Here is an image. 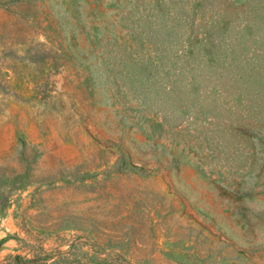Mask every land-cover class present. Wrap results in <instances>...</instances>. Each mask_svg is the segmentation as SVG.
I'll return each instance as SVG.
<instances>
[{
	"label": "rangeland",
	"instance_id": "rangeland-1",
	"mask_svg": "<svg viewBox=\"0 0 264 264\" xmlns=\"http://www.w3.org/2000/svg\"><path fill=\"white\" fill-rule=\"evenodd\" d=\"M0 264H264V0H0Z\"/></svg>",
	"mask_w": 264,
	"mask_h": 264
}]
</instances>
